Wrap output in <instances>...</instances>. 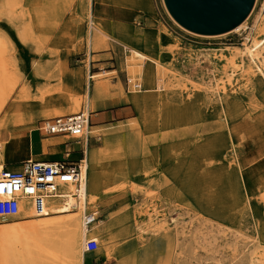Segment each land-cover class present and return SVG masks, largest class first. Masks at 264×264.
I'll return each mask as SVG.
<instances>
[{"label":"rangeland","instance_id":"1","mask_svg":"<svg viewBox=\"0 0 264 264\" xmlns=\"http://www.w3.org/2000/svg\"><path fill=\"white\" fill-rule=\"evenodd\" d=\"M113 1L152 10L150 0ZM261 1L254 0L245 26L236 32L189 31L173 20L163 0L153 5L168 33L154 38L150 32L139 37L129 30L112 31L129 52L145 54L147 63L131 55L124 60L122 48L114 46L109 71L92 68L83 92L69 93L73 105L80 102L78 111H85L94 83L112 90V77L118 75L124 89L108 95L130 91L127 100L135 108L130 104L127 115L115 116L99 133L90 126L89 112L91 142L99 144L106 135L104 144L112 143L97 165L95 203L88 210L102 220L86 233L98 247L84 251L82 243L76 264H259L251 256L264 253V80L256 71L247 78L238 64L246 68L248 61L230 59L264 12ZM104 2L0 0V89L8 88L0 90V165L10 136L7 125L23 122L27 103L45 104L63 90L60 83L49 85L60 81L62 49L84 50L70 62L84 56L89 65V50L97 51L89 47V34L103 42L100 50L109 48L103 21L92 18L95 5L96 16L104 12ZM133 23L141 25L138 17ZM48 60H54L49 68L43 64ZM131 60L144 75L156 67L165 73L133 77ZM138 79L145 83L141 93L133 87ZM45 214L0 218V231L15 222L30 227L50 217ZM57 255H40L28 264H70L63 253Z\"/></svg>","mask_w":264,"mask_h":264},{"label":"crops","instance_id":"2","mask_svg":"<svg viewBox=\"0 0 264 264\" xmlns=\"http://www.w3.org/2000/svg\"><path fill=\"white\" fill-rule=\"evenodd\" d=\"M140 1L147 3V0ZM104 3V12L97 16L95 14V5L92 18L94 20L99 18L103 21V27H100L107 35H109V37H111L108 39V44L105 43L109 48H102L101 50L99 48L94 52L90 51L87 46L90 57L89 65L85 63V58H83L84 56L79 60H75L77 61L76 63L70 62L72 57L79 54H84V50L71 52L66 49H62L60 61L63 72L60 75V81H51L49 82V85L60 83L63 90L57 94L47 97V102L45 104H40L38 102L27 103L25 106V111H23V122L20 124H12L10 122V124L7 125L10 136L4 140L5 142L2 145L4 155L3 164L5 168L17 170L20 168L21 163L27 159L40 161H75L81 158L83 144L79 142L76 137L68 134H49L44 131H40L38 130L40 121L46 118L57 116V111L64 113L61 115L72 114L70 112L73 107V103L70 100L69 93L73 92L76 94L83 92L84 78L87 72L90 75V70L92 68L95 67L98 70L105 69V71H109L107 69H110V66L114 65V62L111 59L112 53L110 48L112 49L114 46L119 47V49L122 48L121 52L124 53V60H126L128 55H130L129 49L121 44V41L116 38L114 33H112L113 30H129L139 37L145 36L148 34V32H150L151 35H154V38L162 33H168L165 30V26L161 23L159 16L155 12L153 0H150L152 10L136 5L126 6L123 3L114 2L113 0H105ZM136 17H138L141 21L140 26H137L133 23V18ZM108 28L111 30V32L108 31ZM109 44H111V47ZM123 48L125 49L124 51ZM160 48L166 55H168L163 46H160ZM93 56H96L95 62H93ZM48 61L49 63H43L44 67L49 68L54 64V60ZM111 70H115L117 72V69ZM125 75H127L126 70ZM33 77L42 79V75H36L34 71ZM88 78L91 79L89 76ZM139 81L141 83L142 90L145 87V83L141 80ZM111 85L114 86L112 89L113 91H118L120 87H123L122 81L118 75L112 77ZM112 90L107 89L105 85L97 82L94 83L91 90L90 102L93 101L94 109L91 110L92 114L90 126L95 127L97 131L99 130L98 133L109 123L111 119H115V116L121 115L123 113L127 115L129 112L127 107L131 109L130 104L135 110L132 102L127 100L131 96L128 94L130 91L126 92L124 90V93L113 97L108 95V93ZM137 91V93H141L139 90ZM4 130L5 129L1 130L3 134ZM93 137L94 136L90 135L87 142V146L90 145L88 146V185L90 186V190L92 192L94 190L93 181L96 177L95 174L97 172V165L101 163L104 156L109 154L108 149L111 147L112 143V141H109V144L105 145L104 139L106 135H104L102 138H100L101 142L99 144H93L91 142ZM103 145L104 147L101 148ZM77 146H79V148H77ZM101 211H104V209H101ZM97 219L96 221H102ZM96 221L91 226H94L95 223H97Z\"/></svg>","mask_w":264,"mask_h":264},{"label":"bare ground","instance_id":"3","mask_svg":"<svg viewBox=\"0 0 264 264\" xmlns=\"http://www.w3.org/2000/svg\"><path fill=\"white\" fill-rule=\"evenodd\" d=\"M245 21L246 20L241 21L237 26H235L230 31H235V32L239 31L241 28L245 26ZM96 35L98 34L96 33ZM103 39H107V38L105 37ZM87 40L89 47H91L92 50L99 49L103 43L102 41L99 42V38L97 36H91V34H89V38ZM243 42H244V46L242 48L240 47L241 49H238L237 51L231 53L232 55L230 61L233 62L237 58L243 64L245 63V61H248L250 65H248L246 68L244 66L241 67L242 65L238 64L240 68L246 70L245 74L247 75V78H250V76L256 71V74L260 76L262 80H264V12L260 14L253 29H251V32L245 35V41ZM130 52H131L130 54L131 59L135 60L136 58L137 61L143 63L146 62L145 60L147 59V56L142 52H140L139 50L131 48ZM127 65H128V71L130 75L133 77L136 76V74H139L142 77L144 76L148 77L149 75L152 74L159 75L161 73L163 74L164 72L163 69L156 67L155 71L153 70L154 72L149 74V71H147L145 72L144 75L143 74L144 71H142L141 66H135V62H132V60L131 63L129 62L127 63ZM157 65H160V63L155 61V66ZM150 77L151 76H149V79ZM6 86L7 85H5V87ZM218 86L220 85L218 84ZM6 88H4L5 90L3 89L0 90L6 92L7 91ZM79 103L80 102L78 100L75 101L70 113L78 112ZM85 109H86L84 111L85 113H89L91 110H93L94 109L93 102L90 103V101H87L85 104ZM61 114L64 113L58 112L56 115H61ZM87 133H88V127H87ZM92 134L93 133H88V136L90 135L92 136ZM84 158H85L83 163L84 169L82 170V176H81L82 180L79 189L76 190L73 184H68V185L64 184L60 187V192H61L60 195L48 196L45 198L44 201L45 208L42 213L43 214L46 213L45 217L46 215L50 217L47 218L41 217V219L35 220L32 226L30 224V227H27V225L25 226L24 223H23L24 225L22 226L20 224H17V222H15L16 224L15 223L10 224L5 228L2 227L3 229L1 228L0 231V248H1L0 258L2 262L1 264H28V263H32L34 259L40 255H47L55 258V256L56 257L58 256L57 254H60V252L67 257L68 262L70 264H76V258L79 254V247L81 249V245L83 243L84 251H86L85 249L86 239L94 238L87 235L88 234L87 231L89 227L84 225L82 221L83 215L89 212L88 211L89 207H91L95 199L94 193L90 190V186L88 185V174H87L89 169L88 146L85 149ZM3 167L4 165H0V169ZM75 191L78 192L79 199H76L74 196H72V193ZM42 213L36 214L33 211V208L31 207V201L28 198H23L21 200V208L19 212L16 215L4 216V217H17L21 215L27 216L28 218L34 216L39 217V216H43L41 215ZM4 217H0V218H4ZM18 246H20L21 250L17 249ZM251 261L252 262L258 261L259 264H264V253L253 254L251 256Z\"/></svg>","mask_w":264,"mask_h":264},{"label":"built area","instance_id":"4","mask_svg":"<svg viewBox=\"0 0 264 264\" xmlns=\"http://www.w3.org/2000/svg\"><path fill=\"white\" fill-rule=\"evenodd\" d=\"M259 10H264V0L261 1ZM125 49L123 48V51ZM127 85L130 80L126 75ZM135 91L141 89L139 79L134 81ZM90 116L84 110L68 115H57L40 121L38 130L49 134H68L76 137L82 146V156L78 160H55L40 161L27 159L21 163L17 170L0 169V217L16 215L21 208V200L28 198L31 207L36 214L43 212L45 198L60 195V187L64 184H73L79 189L84 169L85 149L88 141L87 127ZM85 178V177H84ZM83 178V179H84ZM85 180V179H84ZM76 199L78 192L72 193ZM97 215L91 212L82 217L84 225L91 227L96 221ZM98 247L95 238H87L85 241L86 251H93Z\"/></svg>","mask_w":264,"mask_h":264},{"label":"water","instance_id":"5","mask_svg":"<svg viewBox=\"0 0 264 264\" xmlns=\"http://www.w3.org/2000/svg\"><path fill=\"white\" fill-rule=\"evenodd\" d=\"M173 19L185 29L205 35L233 29L245 19L254 0H164Z\"/></svg>","mask_w":264,"mask_h":264}]
</instances>
